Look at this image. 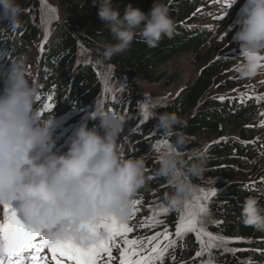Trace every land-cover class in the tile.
Listing matches in <instances>:
<instances>
[{"label":"trees","instance_id":"obj_1","mask_svg":"<svg viewBox=\"0 0 264 264\" xmlns=\"http://www.w3.org/2000/svg\"><path fill=\"white\" fill-rule=\"evenodd\" d=\"M48 1L59 20L44 38L40 0H0V83L5 82L8 68L23 56L28 76L15 80H22L20 95L22 92L27 97L36 117H55L82 132L98 129L97 136L108 144L118 138L112 131L113 119L125 125L127 115L133 113L128 122L134 118V100L104 104L95 70L78 62L81 45L95 61L104 60L127 81H158L162 67L180 53L192 52L195 61H203L194 81L174 104L157 107L154 116L140 122L148 143L137 140L132 131L125 134L134 144L127 149L124 163L108 178L117 211L125 220L120 238L140 249L137 243L154 240L155 234L166 230L176 218L167 210L173 199L169 184L172 164L150 155L151 146L165 140L173 148L179 173L185 179L228 180L229 185L217 194L213 205L216 223L209 229L231 239L233 251L215 250L213 261L264 264V152L260 147L264 103L254 98L245 104L240 102L249 95L237 89L241 84L231 76L235 56L231 52L216 54L230 37L212 35L199 22L203 1ZM200 133L218 138L203 152L195 153ZM155 242L154 250L158 246V241L152 244ZM196 260L197 242L185 234L175 237L171 247L157 250L147 264Z\"/></svg>","mask_w":264,"mask_h":264},{"label":"rangeland","instance_id":"obj_2","mask_svg":"<svg viewBox=\"0 0 264 264\" xmlns=\"http://www.w3.org/2000/svg\"><path fill=\"white\" fill-rule=\"evenodd\" d=\"M199 16L202 24L212 29V35L219 33L222 36L230 37L228 44L221 46L216 52L219 55H228L231 52L235 57L231 67V76L237 78L240 82L238 90L252 94L255 99H261L264 103V1L263 0H202ZM42 23V37L50 34L52 26L59 20L54 5L48 0H40ZM226 48H229L227 51ZM79 63L89 64L94 70L101 84L102 99L106 105H110L115 100H121L127 104L128 100L136 102V114L124 127L116 125V134L118 135L115 143H110L111 147L107 152L115 160V168L125 161L127 149L134 142H130L125 134L129 131L134 132L135 137L144 139V132L141 130L142 121L148 120L156 114L157 107L165 104H174L177 97L183 93V90L189 87L197 76L198 70L203 65V61H195V54L192 52L180 53L174 56L162 67V73L158 81L145 82L135 78L133 81H127L126 78L114 73V70L104 60L95 61L89 50L80 46L77 52ZM23 56L15 60V64L8 68L5 75V82L0 84V97L5 93V89H11L14 98L20 97L24 100L25 95L19 91V85L22 80L16 82L15 79L28 76L24 67ZM167 77H171L169 80ZM21 79V78H20ZM12 82V83H11ZM17 91V92H15ZM43 104L40 103V105ZM23 108V105H22ZM28 109V110H27ZM152 114V115H151ZM24 119L32 121L30 136L24 139L20 145L22 151L48 150L54 151L56 145L63 140L76 141L84 137L79 131L68 129L64 123L51 116L43 118L36 117V110H30L28 105L26 113L21 112ZM264 122V121H263ZM95 129L87 130L86 135H91ZM115 130H113L114 132ZM134 137V138H135ZM218 136H211L207 133L197 135L198 146L193 152H203L212 142L217 140ZM262 146L264 147V135L262 136ZM145 140V139H144ZM69 142V143H70ZM137 141H135L136 143ZM148 143L147 140H145ZM19 145V147H20ZM109 145V144H108ZM109 148V147H108ZM18 149L14 148L11 158L15 157ZM150 155L154 156L159 162L172 164L173 176L170 184V194L173 193V199L167 206V210L172 212L176 218L167 225L166 230L157 233V237L140 242L142 250H149L145 262L151 259L157 250L168 248L173 245L175 237H182L185 234L192 235L198 245V260L186 264H219L212 259V253L215 250L232 252L231 239L222 235L213 233L209 229L210 224L216 223L214 216L215 201L218 192L222 191L228 185V180L224 178L209 179L204 182L185 179L179 172V164L175 161V152L171 145L161 140L150 148ZM11 162H6L0 156V177L4 182H11L16 178L14 176L17 165L12 167ZM246 169V168H245ZM103 174L100 178L103 189L110 184L108 177ZM107 193H109L106 190ZM112 194V192L110 191ZM115 209V207H113ZM112 209V207H111ZM158 241V246L155 242ZM124 243H129L124 240ZM132 246V247H131ZM127 247L134 248L132 244ZM123 248V250H130ZM141 256V254H139ZM248 264V260L243 263Z\"/></svg>","mask_w":264,"mask_h":264},{"label":"bare ground","instance_id":"obj_3","mask_svg":"<svg viewBox=\"0 0 264 264\" xmlns=\"http://www.w3.org/2000/svg\"><path fill=\"white\" fill-rule=\"evenodd\" d=\"M204 26H206L207 27V25H205L204 24ZM208 31L210 32V33H212V29H208ZM215 33V32H214ZM249 96L247 97V98H245L244 99V102H247V101H250V100H252V99H250V98H254L253 96H252V94H250V93H247ZM255 99V98H254ZM263 102V101H262ZM262 102H260V103H262ZM105 104V103H104ZM106 105V104H105ZM166 105V104H165ZM45 106H48V104H45ZM106 106H109V105H106ZM152 115V114H151ZM117 124H122V122H121V120L120 121H118V122H116V124H113L112 125V131L113 130H115L114 132H113V134H115L116 136H118L117 134H116V129H115V127H116V125ZM32 125V127H33V124H31ZM30 125V126H31ZM92 132H94V131H92ZM100 139H102L101 137H100ZM111 143H113V142H111ZM115 143V142H114ZM108 144V143H107ZM20 148H22V145H20ZM23 149V148H22ZM103 150V149H102ZM262 151V150H261ZM247 183L248 184H250L251 182L250 181H247ZM228 185H229V183H228ZM227 185V186H228ZM254 185H257V183H255ZM226 186V187H227ZM113 202H112V206L113 207H115L116 209H117V207L115 206V203H116V201H117V199L115 198V195H113ZM119 218H121V219H123V217H122V215L119 213V211H117V216L116 217H113V216H111V215H109V216H107V220H116V219H119Z\"/></svg>","mask_w":264,"mask_h":264}]
</instances>
